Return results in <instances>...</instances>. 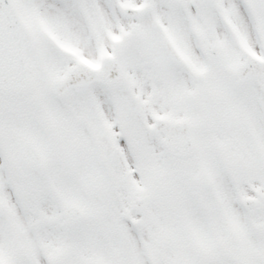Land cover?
Masks as SVG:
<instances>
[{
    "label": "snow or ice",
    "instance_id": "6c2138e0",
    "mask_svg": "<svg viewBox=\"0 0 264 264\" xmlns=\"http://www.w3.org/2000/svg\"><path fill=\"white\" fill-rule=\"evenodd\" d=\"M0 264H264V0H0Z\"/></svg>",
    "mask_w": 264,
    "mask_h": 264
}]
</instances>
